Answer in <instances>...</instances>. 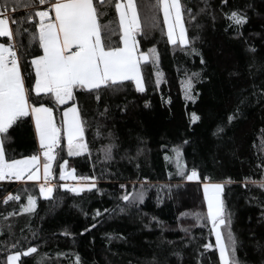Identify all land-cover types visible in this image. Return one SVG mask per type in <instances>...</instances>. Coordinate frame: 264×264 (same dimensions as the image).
<instances>
[{"label": "trees", "instance_id": "obj_1", "mask_svg": "<svg viewBox=\"0 0 264 264\" xmlns=\"http://www.w3.org/2000/svg\"><path fill=\"white\" fill-rule=\"evenodd\" d=\"M114 1L94 5H106L99 20L111 33L107 39L102 34L103 42L118 47ZM133 2L141 25L137 54L148 55L140 60L143 92L131 81L96 91L77 88L64 105L29 93L30 104L53 109L61 129L51 161L55 182L47 197L33 181L0 182V264L29 247L37 252L21 255L18 264H221L217 248L203 247L216 244L203 177L222 186L231 223L220 230L226 244L232 232L237 264H264V0H180L188 45L168 41L158 0ZM41 7L38 0H11V19L23 22L18 33L10 25L11 39L0 37L15 49L26 89L34 84L31 59L42 52L34 16ZM233 11L246 22L237 24ZM189 80L191 98L185 94ZM70 104L77 105L87 145L71 156L61 117ZM237 105L240 115L229 122ZM218 126L224 130L214 135ZM0 140L5 159L35 155L30 113ZM63 163L95 187H61ZM193 169L200 179L189 181ZM139 192L143 199L133 207L122 199ZM30 196L35 205L26 211Z\"/></svg>", "mask_w": 264, "mask_h": 264}, {"label": "snow or ice", "instance_id": "obj_2", "mask_svg": "<svg viewBox=\"0 0 264 264\" xmlns=\"http://www.w3.org/2000/svg\"><path fill=\"white\" fill-rule=\"evenodd\" d=\"M11 0H3L0 4V37H13V29L10 25L16 24V32L20 31L19 24L23 21L11 19L14 15L9 14L8 5ZM39 5L44 7L34 12L39 17V23L35 25L38 29V44L43 50L42 55L31 59V65L35 70L34 84L30 88L25 87V78L21 74L20 62L12 45L0 43V133H6L9 127L19 117L28 116L29 112L34 117L35 129L39 137L40 147L44 149L43 174L45 181L52 175L51 161L53 160L52 149L59 140L61 129L54 123L53 109L45 103L30 104V92L37 97L40 94L50 96L57 104L64 105L66 101L73 99L74 90L77 88L96 91L102 87L112 88L120 86L123 82L135 83L138 91H144V83L141 77L140 60H146L145 53L137 54L136 32L141 25L133 0H127V5H122L119 0L115 3L116 11L119 13V26L123 32L120 40L122 47H113L103 42L110 37L109 25L102 24L99 20L100 13L94 6V0H38ZM162 8L164 24L167 25L169 42L175 44L174 38L176 27L179 28V43L188 45L186 29L182 22L180 0H158ZM35 4L26 5V8L35 7ZM190 11V10H189ZM54 12V17L51 15ZM174 15L175 24L170 23ZM231 18L237 24L246 22L247 17L236 11L231 12ZM33 21V15L27 17ZM35 39V36H33ZM154 51V50H150ZM195 51V49H193ZM203 63V60L201 61ZM192 82L189 80L185 86V94L190 96ZM247 97L240 100L244 104ZM240 105H237L233 114L229 115L231 122L240 115ZM198 117L193 114V119ZM63 134L67 140L68 154L77 155L87 150L84 142V130L76 104L65 107L63 112ZM223 127L218 126L214 135L223 132ZM3 142L0 140V180L25 178L29 181L39 180V156L32 155L24 159H5ZM64 164L60 165V177L68 179L71 173H65ZM35 169V170H34ZM74 171V170H73ZM76 179V177H72ZM81 183L72 187L73 192L83 191L85 188L95 187L94 183H88L87 177L79 178ZM200 179L197 171L193 169L187 174V180ZM208 181L209 177H203ZM68 188V184L61 185ZM123 188L124 186L121 185ZM221 184L204 182V197L207 201V217L211 222L212 232L216 237V244H204L205 249L215 247L219 251L221 264H237L235 258L236 241L229 230L227 232V244L220 230L221 225L230 228V220L224 217V208L220 199ZM52 192V185H40V193L47 196ZM19 199V197H16ZM122 199L129 207L135 206L136 200L143 199V193L139 192L125 194ZM35 205L34 199L28 198L30 210ZM124 209L122 208L121 211ZM99 215V213H97ZM35 247H29L24 252H14L7 257L8 264H16L21 255L36 253Z\"/></svg>", "mask_w": 264, "mask_h": 264}, {"label": "crops", "instance_id": "obj_3", "mask_svg": "<svg viewBox=\"0 0 264 264\" xmlns=\"http://www.w3.org/2000/svg\"><path fill=\"white\" fill-rule=\"evenodd\" d=\"M117 2V0H115L114 2H113V4H112V11H113V13H114V22L117 24V26L119 27V33H120V36H119V39H120V37L123 35V32H122V30L120 29V26H119V13L116 11V8H115V3ZM119 2L122 4V5H127V1H125V0H119ZM133 4H134V2H133ZM95 6V5H94ZM106 5H101V7H100V9L98 10V12L100 13V17H102L104 14H103V10H104V7H105ZM39 9H41V8H39ZM39 9H37V10H39ZM161 13H162V17H163V11H162V8H161ZM53 17H54V12L51 14ZM36 20H37V22L39 23V17H36ZM163 22H164V17H163ZM182 22H183V20H182ZM170 23H173V24H175V17H174V15L170 18ZM165 25V24H164ZM165 30H166V35H167V39H168V34H167V25H165ZM178 37H179V28L178 27H176V29H175V36H174V38L177 40V42L179 43V39H178ZM169 41V40H168ZM0 43H3V44H6V43H4V42H1L0 41ZM6 45H10V44H6ZM123 46V43H122V41L120 40V45L118 46V47H122ZM13 50L15 51V49L13 48ZM43 54V50H42V52H41V54L40 55H42ZM33 69H34V67H33ZM141 71V70H140ZM34 72H35V70H34ZM141 77H142V75H141ZM142 80H143V78H142ZM134 83V82H133ZM134 85H135V83H134ZM67 102V101H66ZM73 104H70V105H68V106H66V107H71ZM38 106V105H37ZM64 109H65V107L62 109V112H61V117H62V122H63V112H64ZM30 113V115H31V112H29ZM31 119H32V123H33V129H34V133H35V138H36V141H37V146H38V150H37V153L35 154V155H38L39 156V158L41 159V163L44 161V158H43V154H42V149H41V147L39 146V137H38V135H37V133H36V129H35V123H34V117L31 115ZM54 123H55V120H54ZM56 124V123H55ZM57 126V125H56ZM63 136H64V134H63ZM64 139H65V141H67L66 140V137L64 136ZM22 158H24V157H22ZM51 170V169H50ZM39 175H42L41 174V172L39 173ZM25 176H26V174H25ZM41 177V176H40ZM9 181V179H6V181ZM13 182L15 181V182H20V181H29V180H27L26 179V177L25 178H23V179H21V180H16L15 178H13V179H11ZM0 181H5V180H0ZM33 182H36V181H33ZM205 182H209V183H217V182H210V181H205ZM11 255V254H10ZM18 261V260H17ZM17 264H18V262H17Z\"/></svg>", "mask_w": 264, "mask_h": 264}, {"label": "rangeland", "instance_id": "obj_4", "mask_svg": "<svg viewBox=\"0 0 264 264\" xmlns=\"http://www.w3.org/2000/svg\"><path fill=\"white\" fill-rule=\"evenodd\" d=\"M125 1H127V0H125ZM34 123H35V120H34ZM39 141V140H38ZM85 142V141H84ZM65 143H66V147H67V141H65ZM39 146H40V142H39ZM55 147V146H54ZM54 147H53V149H52V153H53V156H54ZM42 149V148H41ZM43 152H44V149H42V154H43ZM81 152H83V151H81ZM81 152H79V153H81ZM32 156V155H31ZM26 157H29V156H26ZM26 157H24V158H26ZM24 158H17V160H20V159H24ZM43 158H44V155H43ZM44 162H45V158H44V161L41 163V159L39 158V161H38V163H39V165H40V167H39V173L41 172V174L42 175H39V177L41 176V177H44V174H43V164H44ZM51 163V162H50ZM64 164V163H63ZM35 170V169H34ZM64 171H65V173L67 174V173H71V171L70 170H66V168L64 167ZM72 174V173H71ZM27 175V174H26ZM26 177V176H25ZM72 177H75L73 174H72V176H70L68 179H62L61 177V184L62 185H64V184H68V182H74L73 180V178ZM5 181H0V182H6V179H4ZM38 181V180H37ZM37 181L35 182L36 184H38L37 183ZM7 182H8V180H7ZM9 182H13L12 180H9ZM88 183H89V181H87ZM92 183V182H91ZM204 182H202L201 184H203ZM79 183H73L72 184V187H74V186H77ZM47 187V186H46ZM71 187V188H72ZM204 189V188H203ZM43 197H47V196H49V195H47V196H45V195H43V194H41ZM206 204H207V201H206ZM27 206H28V203H27ZM213 235H214V238H215V243H216V237H215V234L213 233ZM218 250V249H217ZM14 252H12V253H10L11 255L13 254ZM9 254V255H10ZM218 254H219V251H218ZM8 255V256H9ZM7 256V257H8ZM220 258V257H219ZM7 264H8V262H7ZM16 264H17V261H16Z\"/></svg>", "mask_w": 264, "mask_h": 264}, {"label": "built area", "instance_id": "obj_5", "mask_svg": "<svg viewBox=\"0 0 264 264\" xmlns=\"http://www.w3.org/2000/svg\"><path fill=\"white\" fill-rule=\"evenodd\" d=\"M43 7L44 6L42 5L41 8H43ZM75 177H76V179L73 180L74 182H68V185L70 188L72 187L73 183H81L79 178H81L83 176H75ZM53 182H55V181H54V179L51 178V176L48 177L47 181H45L44 177H40L39 180L37 181V183H38L37 186L40 187L41 184H45V187H46V186H48V184H52Z\"/></svg>", "mask_w": 264, "mask_h": 264}]
</instances>
